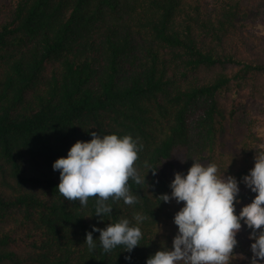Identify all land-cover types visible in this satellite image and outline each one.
I'll use <instances>...</instances> for the list:
<instances>
[{
  "label": "trees",
  "instance_id": "trees-1",
  "mask_svg": "<svg viewBox=\"0 0 264 264\" xmlns=\"http://www.w3.org/2000/svg\"><path fill=\"white\" fill-rule=\"evenodd\" d=\"M263 15L264 0H0V264H146L171 249L176 201L159 196L174 174L208 161L240 182L264 152L252 132L242 167L220 148L245 99L264 106ZM93 131L143 146L146 183L129 181L139 202L110 200L103 220L95 198L65 200L52 167ZM122 218L141 228L140 246L105 253L93 232L90 251L86 233ZM241 223L230 264H251Z\"/></svg>",
  "mask_w": 264,
  "mask_h": 264
},
{
  "label": "clouds",
  "instance_id": "clouds-1",
  "mask_svg": "<svg viewBox=\"0 0 264 264\" xmlns=\"http://www.w3.org/2000/svg\"><path fill=\"white\" fill-rule=\"evenodd\" d=\"M90 141H76L66 157L53 163L59 171V193L65 200L79 201L87 207L89 199L95 198V216L103 220L110 215L112 204L120 201L132 206L139 202L131 191L129 181L137 185L146 183V176L139 173L137 161L142 145L131 135L116 134L100 137L91 132ZM147 167V165H145ZM153 175L157 169H150ZM215 163L207 166L194 161L186 174L176 172L170 184L171 194H162L165 203L175 200L183 207L175 214L174 224L178 233L173 238L172 248L157 251L146 264H230L238 245L237 234L243 225L250 229L249 239L251 264L264 261V152L255 155L254 167L242 178L244 185L255 193L251 203L236 214L240 188L233 176L219 174ZM137 224L147 219L136 215ZM93 232H99V241L105 253L123 246L131 253L140 246L143 233L140 227L130 226L126 218L108 223L103 228L93 227L86 233L89 250L96 248ZM131 260V256H126Z\"/></svg>",
  "mask_w": 264,
  "mask_h": 264
},
{
  "label": "rangeland",
  "instance_id": "rangeland-1",
  "mask_svg": "<svg viewBox=\"0 0 264 264\" xmlns=\"http://www.w3.org/2000/svg\"><path fill=\"white\" fill-rule=\"evenodd\" d=\"M253 30L264 35V15L258 20ZM245 101L250 111L243 113L245 116L244 119L237 118L235 122L230 123L224 138L225 144H222L220 147L225 153V156L228 160V165H232L236 168L242 167V165L245 163L241 143L245 133L252 132L257 136L262 137L263 141L260 145L256 146V150L262 149L264 151V106L262 103L253 98H247ZM206 163L210 164L208 161ZM238 186L240 188L239 194H244L245 198L238 196L240 203L236 205L237 213L240 212L243 206L251 203L252 199L255 197V193L251 192V190L248 189L242 181H238ZM181 207H183V203L178 204L176 202V208L178 211ZM164 231L169 233L172 238H174L178 233V227L172 223Z\"/></svg>",
  "mask_w": 264,
  "mask_h": 264
}]
</instances>
